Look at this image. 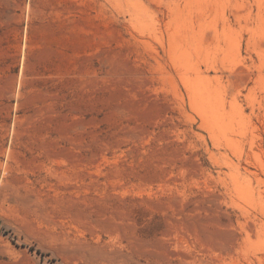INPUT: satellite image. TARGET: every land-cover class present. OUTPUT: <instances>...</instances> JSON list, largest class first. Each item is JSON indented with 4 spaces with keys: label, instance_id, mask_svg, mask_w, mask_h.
I'll return each instance as SVG.
<instances>
[{
    "label": "rangeland",
    "instance_id": "rangeland-1",
    "mask_svg": "<svg viewBox=\"0 0 264 264\" xmlns=\"http://www.w3.org/2000/svg\"><path fill=\"white\" fill-rule=\"evenodd\" d=\"M0 264H264V0H0Z\"/></svg>",
    "mask_w": 264,
    "mask_h": 264
}]
</instances>
